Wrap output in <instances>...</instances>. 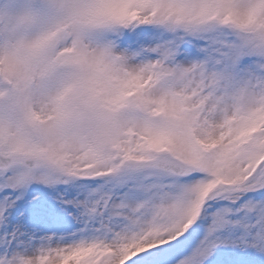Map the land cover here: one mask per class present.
<instances>
[{
  "label": "snow or ice",
  "instance_id": "obj_1",
  "mask_svg": "<svg viewBox=\"0 0 264 264\" xmlns=\"http://www.w3.org/2000/svg\"><path fill=\"white\" fill-rule=\"evenodd\" d=\"M0 264H264V0H0Z\"/></svg>",
  "mask_w": 264,
  "mask_h": 264
}]
</instances>
